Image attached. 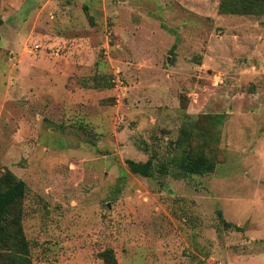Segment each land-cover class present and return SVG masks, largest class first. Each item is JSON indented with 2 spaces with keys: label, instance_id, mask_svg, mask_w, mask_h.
I'll use <instances>...</instances> for the list:
<instances>
[{
  "label": "rangeland",
  "instance_id": "1",
  "mask_svg": "<svg viewBox=\"0 0 264 264\" xmlns=\"http://www.w3.org/2000/svg\"><path fill=\"white\" fill-rule=\"evenodd\" d=\"M4 172L30 264H264V0H0Z\"/></svg>",
  "mask_w": 264,
  "mask_h": 264
},
{
  "label": "trees",
  "instance_id": "2",
  "mask_svg": "<svg viewBox=\"0 0 264 264\" xmlns=\"http://www.w3.org/2000/svg\"><path fill=\"white\" fill-rule=\"evenodd\" d=\"M263 0H258L262 3ZM235 10H231L233 13ZM83 12L88 22L90 17L87 15L86 8ZM236 12V11H235ZM223 13V12H222ZM216 121L219 116H215ZM186 133L182 130L180 132V141L185 142ZM175 144H179V139L175 140ZM173 161V160H171ZM151 158L145 162H134L132 160H125L124 164L131 174L141 177H149L151 175ZM176 167L184 174L206 175L214 170V163L204 156L201 152L184 153L177 159ZM162 170L160 173H163ZM25 185L21 181L15 180L8 172H4L0 177V264H30L28 258L27 244L23 237L20 227V215L13 212V204L20 200L25 192ZM219 215V213H217ZM223 227L234 228L228 222H223ZM103 264H115V260L111 255V250H105L99 254Z\"/></svg>",
  "mask_w": 264,
  "mask_h": 264
}]
</instances>
